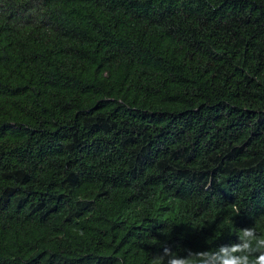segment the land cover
Returning a JSON list of instances; mask_svg holds the SVG:
<instances>
[{"label":"trees","instance_id":"trees-1","mask_svg":"<svg viewBox=\"0 0 264 264\" xmlns=\"http://www.w3.org/2000/svg\"><path fill=\"white\" fill-rule=\"evenodd\" d=\"M248 227L264 0H0V264H151Z\"/></svg>","mask_w":264,"mask_h":264},{"label":"clouds","instance_id":"clouds-1","mask_svg":"<svg viewBox=\"0 0 264 264\" xmlns=\"http://www.w3.org/2000/svg\"><path fill=\"white\" fill-rule=\"evenodd\" d=\"M236 211L239 214V209ZM237 235V243L210 251H188L186 256L164 247L162 254L152 257L151 264H264V235L254 227L239 229Z\"/></svg>","mask_w":264,"mask_h":264}]
</instances>
